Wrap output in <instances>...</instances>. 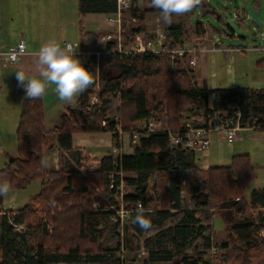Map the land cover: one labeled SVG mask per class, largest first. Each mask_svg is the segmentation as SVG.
I'll return each instance as SVG.
<instances>
[{"label": "trees", "instance_id": "1", "mask_svg": "<svg viewBox=\"0 0 264 264\" xmlns=\"http://www.w3.org/2000/svg\"><path fill=\"white\" fill-rule=\"evenodd\" d=\"M117 7V0H78L83 50L89 51L100 40V35L86 31V16L113 14ZM197 10L201 16L221 20L209 0H200L190 12ZM152 11L155 9L140 10L138 1L131 0L124 14L129 13L135 22L122 19L124 48L144 33L145 13ZM202 25H197L200 33ZM182 36L181 27H172L166 47H184ZM155 37L146 35L149 40ZM117 46L118 41L113 40L107 49ZM94 63L93 57L83 63L94 73V83L81 92L79 108H68L61 117V125L50 132L58 142V169L47 170L44 165L46 151L54 145L46 130L42 98H28L20 88L25 99L17 132L18 156L10 159L0 173V180L7 181L15 190L41 181V190L33 205L3 218L0 264H135L123 254L142 249L147 252L143 264H211L205 253L213 248L216 215L224 218L228 224L226 231L239 242L231 249L228 242L220 244L226 251L224 261L254 264L255 260L256 264H264V243L258 242L261 226H251L249 239L237 232L249 226L238 222L242 213L264 209V188L252 191L249 199L246 197L247 187L257 177L248 155L234 156L229 166L204 171L194 164L191 153L172 151L168 136L155 133L142 136L140 143L133 146L132 156H109L102 160L99 170L81 173L83 158L72 150L73 136L77 134L94 137L110 134L119 147L121 135L116 129L119 124L125 134L153 117L168 129L178 130L186 121L200 119L203 114L229 112L233 103L239 106L243 128L264 130V90L200 88L194 76L173 68L169 53L132 54L123 58L103 54L98 72ZM95 98L98 102L92 104ZM116 117L119 124L113 120ZM105 120L107 124L103 126ZM65 154L70 155V160ZM111 173L127 174L124 182L134 188L133 193L123 197L127 208L134 210L129 220L132 232L126 231L125 236L119 231L120 224L113 221L117 214L102 211L106 202L97 192L99 188L116 203L109 189ZM182 173L192 176L187 202L182 194ZM154 174H158L161 182L150 187L149 179ZM156 193L165 197L164 208L150 212ZM139 202L151 221L150 230L133 223ZM96 204L102 206L101 211H94ZM48 225L53 227L51 234ZM18 226L27 230L19 232Z\"/></svg>", "mask_w": 264, "mask_h": 264}, {"label": "rangeland", "instance_id": "2", "mask_svg": "<svg viewBox=\"0 0 264 264\" xmlns=\"http://www.w3.org/2000/svg\"><path fill=\"white\" fill-rule=\"evenodd\" d=\"M36 1V3H35ZM0 0L1 7L3 6L4 12H7L12 15V9L16 7L17 4H22V7L17 8L15 10L19 11L22 15L21 17L18 15L15 21H11L10 24L14 25L13 28L22 25L26 27V34L29 36H35L36 38L41 37L43 40H50L55 39L59 43H63L66 40H69L70 43H74L73 41H77L79 39L78 30L71 29L70 28V21L72 18H74V12L76 9V5L74 3L75 0ZM138 1V8L140 10L144 9H151L153 8L150 0H137ZM214 8H216L221 20L219 21L217 18H214L212 16H201L200 11H192L188 12L186 14H182L179 16H173L171 23H165L158 10L155 9V11L147 12L145 13V31L140 36L146 37V35H154L159 37L161 34L168 36L170 29L175 26L181 27L183 31V36L181 40L188 44L185 45V47H191L195 44H200L207 48V44L209 42L205 41L206 45L201 44L198 37H200L202 34H207L209 36L215 35L218 42L222 44V47L226 48H240V49H248L245 52H240L239 57H244L245 64L247 67H244V71H242L239 78L244 79H251L256 78L259 79V77H264V65H259V63L264 60V51L262 53L260 52H254L251 51L253 48H260L264 50V0H209ZM78 2V1H77ZM131 2V1H130ZM60 6H62V9L60 10ZM32 7V8H31ZM64 9H67V11L73 13H69L68 15H64L59 17H56L57 14H62ZM73 9V10H72ZM251 9H255L259 13V19L260 22H262V25H257L253 22ZM77 10V9H76ZM28 13V16H27ZM51 13L54 15V20H50L51 17L49 16ZM29 14H33L32 17H30ZM79 14V11H78ZM13 16V15H12ZM60 16V15H59ZM42 17V18H41ZM50 17V18H49ZM40 18V20H38ZM49 18V19H48ZM125 18L128 21H133L129 13L123 14L122 19ZM107 17L104 16V14L97 15L96 17H91L89 21V27H91L94 23H103L106 21ZM86 20V19H85ZM95 20V21H94ZM73 21H76L74 19ZM79 23H80V16H79ZM202 23V32H199L198 24ZM86 25V21L84 23ZM63 26V27H62ZM135 26L136 23H135ZM110 29L107 31L112 32L114 30L113 27H109ZM201 34V35H200ZM203 41V42H204ZM68 42V41H67ZM100 46V47H99ZM105 48V43L102 41V38L90 51L93 50H99V49ZM224 56V55H222ZM222 63H224V67L228 65L225 63L224 59H222ZM84 62V61H83ZM87 63V62H84ZM99 65H94L97 72L99 71ZM239 65V64H238ZM185 74H190L191 69H189V72L181 71ZM226 72L224 71V74ZM96 103L98 100L95 98ZM79 106L76 108L78 109ZM90 110V109H88ZM87 110V111H88ZM114 121L119 124L118 118H113ZM106 122L107 121H103ZM163 124V123H161ZM120 125V124H119ZM140 125V123L136 124V126ZM165 125V124H163ZM135 126V128H136ZM121 128V127H120ZM134 128V129H135ZM256 130L252 129H242L240 131V135H238L237 139L233 143H229L228 141H220L218 140L219 135L216 133H213L210 135L211 140V147L209 150V156L207 158L208 165L217 166L218 164H221V160L224 159L225 165H228L230 163V160L232 161V158L234 156L239 155H248L250 157L251 162L256 167V179L249 184L246 190V197L247 199L250 198V190L254 186H261L264 185V143L263 141H259V138L264 140V135L262 134L263 131L260 130V132H253ZM99 137L104 138L106 137L104 134L99 135ZM18 156V155H17ZM65 157L67 160H70V155L65 154ZM80 157V156H79ZM85 159V157H82ZM86 160V159H85ZM59 162V160H58ZM72 162V161H71ZM88 162L85 161V163L81 164L83 167H81L80 172L81 173H88L92 172L93 165H88ZM190 174H183L182 175V185H183V197L187 200L190 197L189 192V180H191ZM149 183L150 187L153 183L154 184H160L161 178L159 176L152 177V180ZM35 181L32 182L29 185V188L27 187V191L25 194H32L33 189L35 188ZM256 183V184H255ZM253 186V187H252ZM258 186V187H259ZM251 187V188H250ZM110 189V188H109ZM97 192L99 195V198H101L103 201L106 202L105 210H102V206L100 204L94 205L93 209L96 212L99 211H106L117 214L120 213L122 209L129 210L126 206V204L123 203V201L120 198H116L114 194H112L113 200L116 203H112L106 197V195L103 193L102 190L97 188ZM124 196L133 193L134 188L125 186ZM123 196V197H124ZM165 197L161 193H156L153 195V203L150 205V212L151 211H157L164 208ZM148 211V210H146ZM264 209L259 210H250L246 213H242L238 218V222L240 224L249 225L247 228H241L238 229L237 232L241 233L244 239L250 238V232L253 230L251 226L259 225L261 226V230L258 233V242L264 243V222H261V219L264 216ZM252 218V220L247 221L246 219ZM128 219L123 222V226H120V233L122 236L126 235V231L132 232V229L129 228L130 224ZM114 221V220H113ZM247 221V222H246ZM115 222V221H114ZM214 230H215V239L213 240V248L205 253V258L211 262V264H228L224 261L223 256L225 254V250L220 248V244L222 242H228L230 245V248H233L234 244L239 243L235 240V237L233 235H229L226 231V227L228 224L224 220V218L220 215H216L214 217ZM23 230H27L25 226L17 227V231L23 232ZM48 233H52L53 227L51 225H48L47 227ZM243 245V244H242ZM124 257L128 261H133L135 264H143V262L147 258V252L145 249H142L140 252H125ZM132 262V263H133ZM254 264L255 260H253ZM230 264H238V263H230Z\"/></svg>", "mask_w": 264, "mask_h": 264}, {"label": "crops", "instance_id": "3", "mask_svg": "<svg viewBox=\"0 0 264 264\" xmlns=\"http://www.w3.org/2000/svg\"><path fill=\"white\" fill-rule=\"evenodd\" d=\"M77 1L78 0L74 1V3L77 4L76 5L77 10L75 9L76 12H74L75 17L71 19L69 26L71 29L74 28L78 30L79 39L73 42L79 44L81 46L80 48L82 49V40L79 34L80 24H79ZM20 7H22V4L19 3L16 5V7L12 9V15H13L12 16L11 14L4 12L3 6L1 7L0 4V173L5 170L6 165L9 163L10 159L17 157L18 155L17 132H18L21 111L25 96L20 92L21 86H19L18 84L15 71L17 70L24 71L25 74L29 76L36 75L37 74L36 66H35L36 56L34 55V53L38 51L42 43L46 42V40H43L41 37L36 38L35 36L33 37L30 35L28 36L26 34L27 33L26 27L19 25L13 28L14 25L10 24L11 17L13 18L12 21H15L18 15L20 17L22 16L19 11L15 10ZM61 9L62 6H60V10ZM64 10L66 11H64L62 14H57L56 17L58 16L59 18L63 16L64 13L65 15L71 13L67 11V9ZM72 14L73 13H71V15ZM115 14L116 13L104 14V16L107 17L106 21H104L103 23L101 22L94 23L91 27H89V21L91 17H96L97 15H101V14H88L85 20L86 31L100 35V39L102 38L103 41L104 36L108 33L107 31L110 29L109 27H113L109 24V19L111 17H114ZM29 15L33 19L32 17L33 14H29ZM49 16L51 17L50 20H54L53 13H51ZM74 19H76V21H73ZM38 20H40V18H38ZM198 39L203 45H206L205 41L209 42V44L206 45L207 47L216 45L219 49L215 52L207 51L198 56V65L195 68H192L190 73V75L196 78L198 87L200 88L207 87L212 90L215 89L234 90V89H242V88L264 90V77L260 76L259 79L251 78L247 80L244 79L243 77L238 79L242 71H244L245 69L244 67H247V65L245 64V61L243 59L244 57L238 56L240 52L232 50L235 49V47L232 48L222 47V44L217 41L215 35L209 36L204 33L200 37H198ZM20 41H25V45H26L25 55H23L17 63L8 62L3 57V54H7L15 51ZM67 41L70 42L69 40H66L60 44L64 46V44ZM183 45L185 46L188 44L184 43ZM251 51L258 52L255 50V48H253V50ZM221 58L224 59L225 63L228 64L226 68L223 65L224 63H222ZM81 62L84 63L82 60ZM259 65H264V60H262V62L259 63ZM224 71L226 72L225 74ZM80 94L81 93H79L72 100L71 103H65L59 101L57 99L54 89L52 88L48 90L45 96L41 97L44 106L45 118H46V130L48 132V137L50 139L51 144L54 145V148L52 150H47L45 154L44 165L47 170L53 168L54 169L59 168L58 142L57 140L53 139L50 132L54 128H57L61 125V117L68 108L70 107L77 108L79 106L78 101L80 98ZM261 131H263L262 134L264 135V130ZM253 132L257 133L260 132V130H256ZM216 134L219 135L217 136L218 140L220 139V141H224V138L221 134L218 133ZM104 135L106 136L104 138H101L99 136L94 137L88 134H77L73 136V149H72L73 152L78 155L80 154L81 155L80 159L82 157H85L86 160L81 159L80 163L83 164L86 161L88 162L87 163L88 165H93L94 169L92 171L99 170L101 162L104 158H107L109 156H112L114 158L121 156L122 157L132 156L134 153L133 150L134 144H132L129 135L125 134L120 136L119 147L116 146L115 141L113 140L110 134H104ZM259 141L260 142L263 141L264 143V140H262L261 138H259ZM114 150H117V152H114ZM209 150L207 152L191 153L194 164L198 168L206 171L211 167H225L231 164V160H230V163L228 165H225L224 159H222L221 160L222 163L218 164L217 166L208 165L207 158L210 157ZM81 167H83V165H80V169ZM183 174H188V173H182L181 179ZM156 175L158 176V174H154L151 176V178L149 179L150 184L152 177H155ZM124 176L126 177L127 174H124ZM131 176L136 177L137 175L133 174ZM35 182H36L35 188L33 189L32 194H25L27 191L26 190L27 187L29 188L28 185L23 190H15L11 188L10 197L5 196L3 198H0V235L2 232V223L4 217L10 218L11 214L13 213L15 214L16 212L24 209L25 207L34 204V200L36 196L39 195L41 190V181H35ZM258 186H254V187L252 186L253 188L250 187L251 188L250 192L252 193V191L254 190H259L264 188V185L263 187L261 186L258 187Z\"/></svg>", "mask_w": 264, "mask_h": 264}, {"label": "built area", "instance_id": "4", "mask_svg": "<svg viewBox=\"0 0 264 264\" xmlns=\"http://www.w3.org/2000/svg\"><path fill=\"white\" fill-rule=\"evenodd\" d=\"M131 0H117L118 7L117 12L114 17L109 19V24L115 28L111 33H107L103 41L105 43V48L93 51H86L81 49L80 45L77 43L66 42L64 46H71L76 56L82 61L88 62L92 57L95 58L94 65H98L100 61V56L103 54H112L120 56L121 58L132 55V54H142V53H169L171 55L172 66L175 70L189 72V69L195 68L198 65V56L204 52L211 51L215 52L218 49L216 45L211 47H204L200 44H195L191 47H179L177 49H168L165 45L166 36L160 35L152 40L146 37L139 36L136 41L130 43L127 48H124L126 41L121 36L122 28V17L124 11L129 9ZM113 40L118 41V46L108 50L107 44L111 43ZM264 41V37H263ZM233 51L242 52L248 49L235 48ZM256 51L262 52L263 49L255 48ZM26 53L25 41H20L16 47V50L7 54H3V57L10 63H17L20 58ZM96 103L94 99L92 104ZM229 112H214L203 114L200 119H192L186 121L182 127L178 130H170L165 125L161 124L153 117L149 120L140 123L132 131L125 133L130 136L131 142L134 145L140 143L142 136H150L155 133L166 134L169 139V145L172 151H183L189 153L196 152H207L211 147L210 135L212 133L221 134L224 140L232 143L236 140L238 134L243 128L241 124V112L237 103H233L229 106ZM228 114H231L230 118H224ZM103 126H106V122H103ZM116 129L119 131L120 135H125L117 125ZM252 130H255L252 128ZM117 152V150H114ZM123 173H111L109 176V188L113 191L116 198H120L123 201L125 182ZM184 194V192H182ZM138 208H143L142 202L137 204L136 210ZM134 210H124L120 211L119 216L114 218L116 223L123 226V222L131 218ZM20 227V226H18Z\"/></svg>", "mask_w": 264, "mask_h": 264}, {"label": "clouds", "instance_id": "5", "mask_svg": "<svg viewBox=\"0 0 264 264\" xmlns=\"http://www.w3.org/2000/svg\"><path fill=\"white\" fill-rule=\"evenodd\" d=\"M200 0H150L152 7L159 11L165 23H171L173 16L190 12ZM36 56V75H26L17 70L16 79L28 98H40L54 89L57 99L71 103L81 92L94 83V73L84 66L71 46H62L57 40L50 39L41 44ZM11 186L0 180V198L10 197ZM133 223L143 230H150L151 221L143 208H138Z\"/></svg>", "mask_w": 264, "mask_h": 264}, {"label": "water", "instance_id": "6", "mask_svg": "<svg viewBox=\"0 0 264 264\" xmlns=\"http://www.w3.org/2000/svg\"><path fill=\"white\" fill-rule=\"evenodd\" d=\"M251 14H252V18H253V22L257 25H262V22H260V19H259V13L257 10L255 9H251Z\"/></svg>", "mask_w": 264, "mask_h": 264}, {"label": "bare ground", "instance_id": "7", "mask_svg": "<svg viewBox=\"0 0 264 264\" xmlns=\"http://www.w3.org/2000/svg\"><path fill=\"white\" fill-rule=\"evenodd\" d=\"M125 179V178H124ZM125 181V180H124Z\"/></svg>", "mask_w": 264, "mask_h": 264}]
</instances>
